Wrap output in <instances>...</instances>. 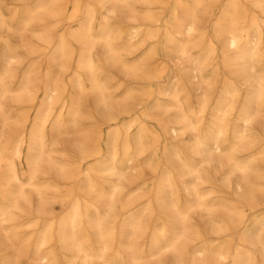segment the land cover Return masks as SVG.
I'll return each mask as SVG.
<instances>
[{"label":"bare ground","instance_id":"obj_1","mask_svg":"<svg viewBox=\"0 0 264 264\" xmlns=\"http://www.w3.org/2000/svg\"><path fill=\"white\" fill-rule=\"evenodd\" d=\"M59 1L61 2V0ZM108 1L111 7L106 8V3H102V7L108 12H115L119 8H123L125 11H133L130 1H139L150 5L162 3L163 0ZM210 1L216 3L219 0H176L172 14L173 23H169L166 27L164 38V48L175 54L178 60L185 65L184 70H191L193 79H196L195 82L198 86L196 90L199 92L194 101L188 87L182 82L172 93L174 106L180 113L177 121L180 126H170L169 130L175 136L178 135V132L191 131L196 145L194 153L202 156V159L200 163H195L194 160L185 161L181 158V154L176 152L181 162L179 169L175 171L165 166L157 190L153 195L140 193L141 186L127 189L123 183L132 184L131 178L126 175V169L134 168L135 157L144 150L143 132L137 133V147L133 148L130 129L139 119V115L135 112L138 109H134L129 91L126 92L122 100H118L116 96L108 92V86L101 79L99 62L103 59L111 61L120 65L127 73L151 78L152 72L148 70L149 61L157 54L156 48H149L141 63H137L129 56L137 51L138 39H154L158 32L153 31L151 27L134 26L128 31L127 39L117 43L106 19L108 16H105L104 23L95 29L93 23L96 19V7L89 6L86 9V20L71 27L68 33L63 32L59 36L52 61L58 58L67 60L66 57L74 54L75 50L70 43L71 41L80 44L79 56L77 61L75 60L77 62L76 67H78L77 86L81 91L95 92L106 110L112 111V113L115 111L116 113L112 115L111 120L122 121L125 132L120 144L116 140L121 135V127L115 126L116 128L110 132L113 141L111 142V161L109 163L105 159L101 160L103 151L94 147L93 144V146L86 145L81 148V160L94 157L97 161L84 171L87 194L88 196L95 194V197L83 198L78 196L72 198L71 206L59 220L55 217L49 218L45 230L38 239L41 246L53 240L54 235L57 234L59 242L65 248L68 242L72 244L75 252L73 257L82 259L84 264H88L87 259L90 257V253L80 242L78 232L91 231L99 244L100 254L98 257L104 264H115L104 258L118 236V240H122L123 237L127 239L123 238L126 256L117 254L108 257L118 260V264H138L143 258H151L152 264H264V253L259 254L253 247V229L251 227L244 226L245 228L238 233V241L236 240V242L232 235L234 228L242 222L245 208H257L260 205L257 194L264 191L260 184L251 179L253 175L258 178L262 177V170L254 163L256 158H264V16L261 17L260 14L253 13L254 11L249 14L244 6L246 1L243 3V0H227L223 8H220L219 18L213 24L215 37H211L206 32V27L202 29L201 25V18L204 13H208ZM250 1L260 10V13L264 14V0ZM34 2V12H32L34 19L43 21L45 18H58L60 16L55 6L58 0H35ZM81 2V0L71 1L70 19L79 17L82 12ZM26 8H23L21 15L26 18L24 19L25 22L30 15ZM3 19L4 14L0 7L1 24ZM144 19L153 23L158 21L149 8L144 13ZM134 20H136L135 17ZM48 29L50 27L47 24L44 26L45 31L39 38L44 43L51 44L52 35ZM218 41L222 44L220 49L218 48ZM99 45L103 47L102 56L98 51ZM4 54L6 60L3 72L0 71V98L6 97L9 93L8 85L2 74L10 73L12 66L17 63L18 59L10 47ZM210 65L212 67L208 69ZM217 80L221 82V89L217 94L210 118L203 126L202 117L194 120L192 114L201 115L205 113L211 97L208 88ZM24 81H29L28 73L25 75ZM58 88L56 85H52L47 89L45 101H43L45 109L34 118L31 140H33L32 145L35 147L33 149L36 150V155L30 160L26 180H22L15 161L6 153L8 150L6 145L3 144L0 147V170L2 164L6 163L4 166L5 184L13 183L17 188V194L10 200V207L12 208H18L19 199L29 202L25 192L27 186L34 188L41 205L48 204V201L52 200L47 196V191L45 192L44 188L56 187V185L38 184L36 181L37 175L43 170L42 165L44 163H47L65 181L76 182L79 176L77 174L78 168V171L67 169L66 162L60 163L54 160L50 156L53 151L46 149L44 130H46L48 121L55 117L52 131L60 128L65 122V117H71V121L74 122L82 113L80 100L78 98L71 101L65 100L62 91ZM65 90L64 88L63 91ZM24 96L25 94L14 98L17 102L23 103ZM193 104H196V107ZM57 106L59 108H56ZM158 107L162 106L158 104ZM55 111L57 112L55 113ZM7 121V113L0 101V123L3 126L6 125ZM256 123L263 124L260 134L254 131ZM20 126L22 127V124ZM25 137L24 133H20L15 140L13 152L17 158L21 156L20 146ZM119 146L124 152L125 159L121 164L126 163L125 167H121L117 163ZM99 156L101 158L98 159ZM76 162L71 164H76ZM215 164L227 168L226 181L230 187L231 176L235 174L239 176V179L234 183L235 197L233 199L211 198L209 196L214 189L202 187L204 184L211 183L212 176L207 168ZM107 173L116 176L115 180L102 177L104 181L110 184L109 189L96 181V176ZM185 177H189L190 180L187 181ZM180 185L186 195L184 201L179 194ZM262 203L264 205V202ZM118 207L123 214L117 211ZM217 208L221 209L222 215L216 214ZM195 209L206 212L211 224V231L217 235L216 238L207 239L200 233H196L194 238L191 237V228L188 227L187 223L190 219V212ZM5 211L0 207V222L9 218ZM120 215H123L122 220ZM145 215L157 222L155 230L150 236L148 247H144L141 243L148 230L144 220ZM254 224L260 226V229L256 231L261 230L264 227V214L256 217ZM169 232H172V237H168ZM260 234L255 235L259 237ZM259 242L260 244L263 243L260 240ZM262 245L264 252V244ZM138 252L139 254L136 255ZM36 255L37 260L41 262L40 264H52V256L49 253L40 254L39 251H36ZM168 255L171 256L170 261H168ZM3 264L11 263L7 260ZM15 264L18 263L15 262Z\"/></svg>","mask_w":264,"mask_h":264},{"label":"rangeland","instance_id":"obj_2","mask_svg":"<svg viewBox=\"0 0 264 264\" xmlns=\"http://www.w3.org/2000/svg\"><path fill=\"white\" fill-rule=\"evenodd\" d=\"M34 1L35 0H0V7L4 14L2 24L0 21V71L3 72L5 68L6 56L4 53L8 47H10L12 53L18 57L17 63L12 66L10 73L2 74L8 85L9 93L6 97L0 98L4 111L7 113L8 117L6 125H3L4 127L2 123H0V147L3 144L6 145L8 149L6 153L15 161L22 180H26L29 173L30 160L36 155V150L33 149L35 147L32 145L33 140H31L33 121L36 115L39 112H43L45 109L43 101H45L44 97H46L45 93L47 89L52 85H56L59 87L58 89L62 91L65 100L71 101L77 98L80 100L82 113L77 121L74 122L71 121V117H65V122L60 128L51 131L55 120V117H52L47 123L46 130H44L46 135V149H51L53 151L50 156L54 160L60 163L66 162L67 169L77 170L78 168L79 171L77 170V174L79 176L76 180L77 183L65 181L54 169L50 168L47 163H44L42 165L43 170L37 175L36 181L38 184L45 183L50 186L56 185V187H51L52 189L47 187L44 188V191H47V196L52 198V200H49L48 204L41 205L34 188L27 186L25 192L29 198V202L19 199L18 208H12L10 207V200L17 194V188L13 183L5 184L4 177L6 173L4 166L6 163L2 164L0 170V207L6 210L5 212L9 218L4 222H0V264H3V262L7 260L10 261L11 264H15V262L18 264H40L41 262L37 260L36 251H39L40 254L49 253L50 256H52V264H84L82 259L73 257L75 252L72 244L68 242L65 248L62 243L59 242L57 234L54 235L53 240L42 246L39 244L38 239L46 228L47 220L52 217L59 220L69 209L72 204L71 201L75 197H95V194H90L89 196L87 194L84 183V171L97 161L94 157L81 160V148L86 145H94V147L102 149L103 157L101 160L105 159V161L109 163L111 161V142L113 141L110 132L116 127H121V135L116 140V142L120 144L123 139L122 135L125 132V127H123L122 121L120 122L119 120V122H115L111 120L112 115L116 112L114 111V113H112V111L106 110L100 103V99L95 92L87 90L81 91L77 86L76 76L78 67H76V61L81 49L80 44L78 45V43L71 41L70 43L75 50L74 54L66 57L67 60L58 58L52 61L59 36L63 32L68 33L69 29L76 26L78 23L84 22L86 20V9L89 6L97 8H95L96 19L93 23L95 29H98L100 24L105 21L104 17L108 16L106 19L110 24L117 43H120L123 39H127L128 31L134 26L142 25L144 28L151 27L153 31L158 32L157 37L154 39H138L137 51L129 56L137 63H141L149 48H156L157 54L149 61L148 67V70L152 72L151 78H144L134 73H127L120 65L111 61H105L103 59L99 62L101 79L108 86V92H111L118 100H122L126 92L129 91L131 103L134 104L135 110L138 109V111L135 112L139 115V119L130 129L132 134V146L133 148L137 147L136 136L139 131H142L144 150L140 155L135 157V161L133 162L134 168L126 169V175L131 178L130 182L132 183L128 184L129 182H123L127 189L141 186L140 193L153 195L161 180L164 167L168 166L175 171L179 169L181 162L176 152H179L181 158L185 161L194 160L195 163L201 162L202 156L194 153L196 145L193 133L187 130L184 133L178 132V135L175 136L171 134L169 130L170 126H180L177 124L180 113L174 106L175 102L172 98V93L184 82L195 101L199 94L196 90L198 86L195 82L196 79H193L191 70H184L183 67L185 65L178 60L173 52L164 48L165 31L168 24L171 22L173 23L172 14L176 5V0H163L162 3H153L150 5L143 4L139 1H130L133 11H125V9L119 8L115 12H108L107 9L102 7V3H106V8L111 7L108 0H81L82 12L79 17L75 19L69 18L72 11V0H61V2L58 0L55 6L60 16L58 18H45L43 21H39L37 18L34 19V14L32 13L34 12ZM225 1L227 2V0H219L216 3L210 1L208 13H204L205 16L203 15L201 18L202 29L206 27V32H208L211 37H215L213 24L219 18L221 13L220 8H223L226 4ZM243 1V3H245V1L247 3H245L244 6L249 14L254 11L253 13L260 14L261 17L264 16V14L260 13V10L255 7L253 2L250 0ZM246 6H249V8ZM24 7H27V11L30 12L26 22L24 20L26 18L21 16ZM59 8L62 9L59 10ZM148 8L157 17L158 21L153 23L144 19V13ZM134 17L136 20H134ZM45 22L50 27L48 30L52 35L51 44H46L39 38L45 31L44 26H47ZM202 46H204V43H202ZM221 46V42L218 41V48L220 49ZM98 51L102 56V45L98 46ZM211 67L212 65H210L208 69H211ZM47 72L50 73L48 74ZM27 73L29 74V81L25 82L24 77ZM85 78H87L86 75ZM49 80H51L52 83H50L51 81ZM24 85L25 87H23ZM64 88L66 89L65 91H63ZM220 89L221 82L219 80L214 81L208 88L211 97L205 113L201 115L192 114L194 120L202 117L203 126L210 118L214 102L216 101ZM28 90L29 93H27ZM24 94L23 103L17 102L14 98ZM158 104L162 107H158ZM193 105L196 107V104ZM56 108H59V106ZM56 110L58 111V109ZM57 111H55V113ZM24 113L25 115H23ZM20 124H22V127ZM262 125L261 123H256L254 125V131L257 134L262 132ZM20 133H24L26 137L20 146L21 156L17 158L14 156L13 151L15 148V140ZM99 158L101 157L99 156L98 159ZM124 159L123 149L119 146L117 163L121 167L127 165L126 163L123 165L121 164ZM73 162H76V164H71ZM254 165L262 170V177L258 178L253 175L251 179L260 184L264 190V158H256ZM207 170L212 176L211 183L204 184L202 187L204 189H214L209 197L233 199L235 197V189L233 188L234 183L239 179V176L236 174L231 176L230 187L226 181L227 168L215 164L207 168ZM102 177L104 179L114 180L116 178V176H112L110 173L96 176V181L107 189H109L110 184L104 181ZM185 179L187 181L190 180L189 177H185ZM182 189L183 187L180 185L179 194L184 201L186 195L184 189ZM257 200L261 206L259 205L254 209L246 207L242 222L234 228L232 235L236 242V240L238 241V233L246 226L251 227L253 229V247L256 252L263 254L262 244H264V227L256 231L260 229V226L255 225L254 221L256 217L264 214V205L262 203L264 202V191L257 194ZM117 211L123 214L119 207ZM220 211L221 209L217 208L216 214L218 216L222 215ZM120 219H123V215H120ZM144 220L146 221L148 230L146 235L142 238L143 240L141 243H143L142 245L144 247H148L150 236L155 230L157 222L147 215L144 216ZM188 221L187 225L191 228L190 234L192 238H194L196 233L202 234L201 236L207 239H214L217 237V235L211 231V224L205 211L192 210ZM119 226L120 224L118 227ZM255 234L260 235L257 237ZM168 237H172V232L168 233ZM78 238L90 253L87 263L104 264L98 257L100 250L94 233L91 231L86 233L79 231ZM123 238L127 240L125 237ZM123 238L122 240H118L119 236L116 237V240L107 252V256L104 258L105 260L118 264V260L109 259L108 257L116 256L117 254L123 257L126 256V250L124 248L125 241ZM259 240L263 243L260 244ZM117 251L118 253H116ZM138 254L139 252L136 253V255ZM170 257L171 256L168 255V261H170ZM138 264H152V259H140Z\"/></svg>","mask_w":264,"mask_h":264}]
</instances>
